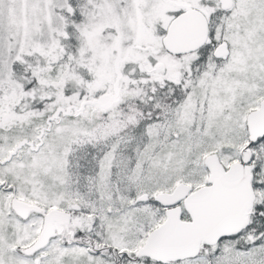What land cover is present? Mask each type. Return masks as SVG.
<instances>
[{
	"label": "snow or ice",
	"instance_id": "1",
	"mask_svg": "<svg viewBox=\"0 0 264 264\" xmlns=\"http://www.w3.org/2000/svg\"><path fill=\"white\" fill-rule=\"evenodd\" d=\"M0 264H264V0H0Z\"/></svg>",
	"mask_w": 264,
	"mask_h": 264
}]
</instances>
